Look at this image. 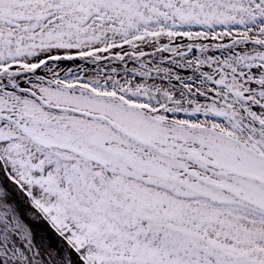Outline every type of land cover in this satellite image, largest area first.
Here are the masks:
<instances>
[{"label": "snow or ice", "instance_id": "1", "mask_svg": "<svg viewBox=\"0 0 264 264\" xmlns=\"http://www.w3.org/2000/svg\"><path fill=\"white\" fill-rule=\"evenodd\" d=\"M0 264H264V0H0Z\"/></svg>", "mask_w": 264, "mask_h": 264}]
</instances>
